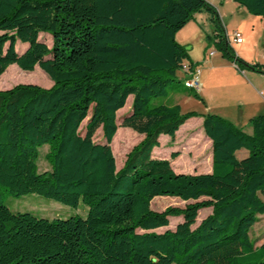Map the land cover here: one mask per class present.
<instances>
[{
  "label": "trees",
  "instance_id": "obj_1",
  "mask_svg": "<svg viewBox=\"0 0 264 264\" xmlns=\"http://www.w3.org/2000/svg\"><path fill=\"white\" fill-rule=\"evenodd\" d=\"M231 1L264 21V0ZM201 11L214 26L207 47L238 71L264 75V65L236 55L206 0H0V77L16 65L39 67L52 81L49 89L0 90V264H264V242L254 248L250 238L264 215V115L250 119L247 134L215 114L153 104L172 83L186 88L177 77L184 61L198 67L176 34ZM189 96L204 104L196 91ZM192 118L202 119L210 140V173H176L177 152L170 160L152 154L161 136L173 141ZM120 127L143 139L117 170L111 143ZM97 130L104 140H94ZM44 146L50 169L39 172ZM29 194L82 203L86 217L48 220L4 204ZM156 197L191 203L155 212ZM172 217H182L174 229Z\"/></svg>",
  "mask_w": 264,
  "mask_h": 264
},
{
  "label": "rangeland",
  "instance_id": "obj_2",
  "mask_svg": "<svg viewBox=\"0 0 264 264\" xmlns=\"http://www.w3.org/2000/svg\"><path fill=\"white\" fill-rule=\"evenodd\" d=\"M210 4H215V7H219V3L222 0H206ZM227 5H224L223 7L219 8L220 12L218 11V14L220 16L221 23H226L229 26V29L231 33L233 34L235 32L236 25L241 22L244 18L240 13V9H236L237 7H233L232 4H235L232 1H229ZM212 4V5H213ZM214 6V5H213ZM243 8V7H242ZM245 9V8H244ZM241 33V32H240ZM243 38H245V35L241 34ZM50 36L41 34L39 36V40L46 43L47 46L51 45V42L49 41ZM207 39L205 37H200L196 35L190 44L188 46L189 48H194L193 50H190L192 56H198L203 51H208L205 53L207 55L209 52L213 51L214 54H217V50L214 48L213 45H210L206 49L201 50L202 44H207ZM25 44H22L20 42H17L16 44V50L18 49V53L21 54V52L24 49ZM232 47V46H231ZM233 48V47H232ZM219 53V52H218ZM202 55V54H201ZM211 58V57H209ZM212 60H214V65L219 66L220 70L217 71V73H212L211 77L208 80V83H212L211 86L213 88L211 89V94L215 96L214 103L209 100V105L215 106V103L219 106H226V110L230 112H234L235 110H239L242 108H239L234 99V92L236 89L235 87V80L233 78V71L234 68L230 65L227 67L222 68V62H225L223 59L212 57ZM259 62V59L256 60V62H248L249 64H256ZM206 63V62H205ZM205 63L203 65H199L197 68L201 72L205 68ZM235 70L237 73L244 75L247 74L248 70L244 71H238L236 68ZM245 72V73H244ZM5 73V72H4ZM15 76V81L9 79ZM199 73V79H198V88L196 89H186L183 87L182 84H175L172 83L168 86V95L165 98H159L156 99L153 104H164L167 106H173L178 105L182 111V113L195 111V112H202L203 107L200 105V102H198L197 99L194 97H187L185 94L180 93L182 91H185L187 93H191L192 91H200L202 94H204L201 86V77ZM178 79L181 80V83L184 84L186 81L184 80L185 77L181 71L178 72L177 75ZM260 81L264 84V77H260ZM18 84H32L37 85L44 89H49L52 86V81L49 79V77L39 68L36 67L33 72H26L19 69L16 65H11L9 68V73L4 74L0 77V90H6L14 87ZM264 86V85H263ZM234 90V92L232 91ZM197 92V91H196ZM232 92V93H231ZM184 98H189V100H185ZM129 100V98H128ZM127 100V101H128ZM127 103L125 107L119 111L117 115V125L120 126L122 123V120L124 116L127 115V113L130 111V103ZM220 111V110H219ZM264 112H261V114ZM240 117L241 112L238 113ZM240 129L243 130L245 133H251L250 130L245 127L244 125L240 126ZM204 132L202 129V122L200 118H193L189 120L185 125H183L177 132L175 139L172 141L167 136H162V138L167 139H161L159 142V147L155 148L154 151V157H159L163 159L170 160V154L172 152H177L179 154V157L175 160L171 161L172 168L177 173H184V174H206L209 173L211 170V163H212V149L209 139L206 137V139L203 137ZM143 137L136 134L134 131H132L129 128H123L120 127L117 131L113 142H112V149L114 158H116L115 163L117 165L123 164L126 158L127 153L135 146L137 145ZM95 141H101L104 140L102 136V132L100 130H97L95 137ZM47 146L42 147L39 150V158L37 160L38 165V171L44 172L46 170L50 169L49 164L44 159V154L46 153ZM239 158L243 157L242 153H239ZM191 203L190 202H182L181 200L177 198H170V197H156L151 202V209L155 212H162L167 207H176V208H184L186 204ZM4 204L9 208V210L13 213H24L28 212L34 215L37 218H45L48 220L52 219H66L71 216H80L82 218L86 217L87 214V207H85L82 203L78 205V207L75 209L73 207L65 206L60 203H57L53 200L46 199L42 196L36 195V194H29L26 196H22L20 198L7 196L4 199ZM211 212V209H202L199 211L196 224L193 226L196 227L200 223L202 219H204L206 216H208ZM182 222V217H172L170 218V229H173L178 223ZM264 231V217L260 218L259 223L251 230L250 232V238L251 240H254L257 238L259 234H263Z\"/></svg>",
  "mask_w": 264,
  "mask_h": 264
},
{
  "label": "crops",
  "instance_id": "obj_3",
  "mask_svg": "<svg viewBox=\"0 0 264 264\" xmlns=\"http://www.w3.org/2000/svg\"><path fill=\"white\" fill-rule=\"evenodd\" d=\"M229 1H231V0L220 1L219 7L217 8V11L220 12L219 8L230 3ZM213 5L215 7V4H213ZM232 5H233V7H237L236 9H240L239 11L244 18L241 22H239L236 25L235 31H237L239 33L241 32L240 34L243 33L245 35V38L242 37V43L241 44H232L231 43L233 50L235 51L237 56H239L240 58H242L246 62L254 63V62H256L257 59H259L258 64L264 65V21H263V19L261 17H258V16L250 15L246 11V9L240 7L236 3L232 4ZM223 26L225 28L226 35H227L228 39L231 40L232 33L229 29V26L224 22H223ZM196 35H198L200 37H205V39H206V36L213 37V35H214V26L211 22V16L205 11H201V12L195 14L193 19L191 21H189L185 25V27H183V29H181L176 34V40L181 45L187 47L189 59L191 62L198 64L197 66H199L200 64L203 65L206 62L204 70L200 72V75H202L201 76L202 77L201 78V86H202V90H203L204 94H202L200 91L196 90L197 93L204 100V104H202L200 102V105H202V107H203V111L199 112V113H201V114L210 113V114L218 115V116L232 122L234 125H236L239 128H240V126L244 125L251 132L252 130L249 126L250 119L255 117V116H258V115H264V113L261 114V112H264V86H263L264 84L260 81V77H264V75L261 73H256V72H252V71L248 72L247 74L241 75V74L237 73V71L235 70V66L232 63H230L227 60H225L224 58H222L221 54L217 52V54H214L212 57H217L219 59L221 57V59H223L225 61V62H222L223 63L221 66L222 68L227 67L228 65H230L234 68V70L231 69V71H233V78L235 80V87L237 90H235V92H234V90H232V91L234 92L235 101L238 102V103H236V105L242 109H240L239 112H238V110H235L234 112H230V111L226 110V106H223V105L219 106L216 103H215V106L210 107L209 100L214 103L215 96L212 95L210 92L211 89L213 88V86H211L212 85L211 82L208 83V80L211 77L212 73H217V71L220 70V67L214 65V62H213L214 60H212V57L209 58L208 54L205 55V53L208 52L206 50L203 51V53H201L202 55L201 54L198 56H192L191 55L190 50H193L194 48L191 49L188 46H190L192 39ZM49 41L51 42V38L49 39ZM203 48L206 49L207 44H205V43L202 44L201 50ZM180 93H183V95L185 94L187 97H191V96H189V94L187 92L182 91ZM184 99L190 101L189 98H184ZM128 103H131V97H129V100L127 101V106H128ZM240 112H241L242 117H240L238 115V113H240ZM189 120H191V119H189ZM200 120L202 122L201 118H200ZM247 134H249V133H247ZM140 136L143 137V135H140ZM161 139H167V138H162V136H161L159 138V142ZM112 142H113V140H112ZM154 151H155V149L153 150L152 154H154ZM239 153H242L243 157L246 155V151L238 152L237 156L239 155ZM211 156H212V154H211ZM153 157H154V155H153ZM243 157H241V158H243ZM155 158L163 159V158H159V157H155ZM122 165H123L122 163L117 165L116 169L117 170L120 169L122 167ZM210 172H211V170H210ZM262 217H264V215L259 216V220ZM259 220L257 223H255V225L252 227V229L259 223ZM156 231L162 232V231H164V229H158ZM252 242H253V240H252ZM263 242H264V231H263V234H259L257 236V238L254 240V242H253L254 248L260 247Z\"/></svg>",
  "mask_w": 264,
  "mask_h": 264
},
{
  "label": "built area",
  "instance_id": "obj_4",
  "mask_svg": "<svg viewBox=\"0 0 264 264\" xmlns=\"http://www.w3.org/2000/svg\"><path fill=\"white\" fill-rule=\"evenodd\" d=\"M230 43L232 44H241L242 43V36L239 32L235 31L232 34L231 40H229ZM214 55V52L211 51L208 53L209 57H212ZM181 72L183 73V75H187L189 76V78H185L184 80H189L191 82H193L196 86V88H198V77H199V73L200 71L198 70V68H195L194 71H191L189 68V63L187 61H184L182 63V69Z\"/></svg>",
  "mask_w": 264,
  "mask_h": 264
},
{
  "label": "bare ground",
  "instance_id": "obj_5",
  "mask_svg": "<svg viewBox=\"0 0 264 264\" xmlns=\"http://www.w3.org/2000/svg\"><path fill=\"white\" fill-rule=\"evenodd\" d=\"M185 87L189 88V89H196L195 84L193 82L189 81V80L186 81Z\"/></svg>",
  "mask_w": 264,
  "mask_h": 264
}]
</instances>
